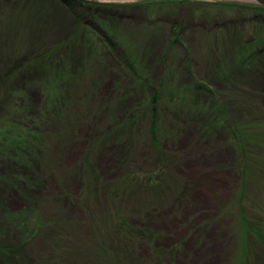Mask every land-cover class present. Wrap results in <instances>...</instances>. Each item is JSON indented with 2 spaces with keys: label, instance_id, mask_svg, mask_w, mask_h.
Returning <instances> with one entry per match:
<instances>
[{
  "label": "rangeland",
  "instance_id": "rangeland-1",
  "mask_svg": "<svg viewBox=\"0 0 264 264\" xmlns=\"http://www.w3.org/2000/svg\"><path fill=\"white\" fill-rule=\"evenodd\" d=\"M161 1L0 0V264H73L86 256L88 210L101 221L109 208L126 215L132 237L123 244L106 232L115 261L103 264H239L245 248L246 264L261 263L260 244L239 224L237 134L256 123L264 137V14L226 7L218 17L206 5L202 15L204 2L222 0ZM181 18L190 21L185 41L168 44L170 22ZM105 41L135 53L137 80L113 66L97 74ZM94 78L84 96L83 82ZM151 88L161 95L159 147ZM262 144L251 149L243 197L260 219ZM159 162L171 193L124 181L129 168L148 173ZM27 205L54 221L63 251L49 253L40 235L18 240L3 213Z\"/></svg>",
  "mask_w": 264,
  "mask_h": 264
},
{
  "label": "trees",
  "instance_id": "trees-1",
  "mask_svg": "<svg viewBox=\"0 0 264 264\" xmlns=\"http://www.w3.org/2000/svg\"><path fill=\"white\" fill-rule=\"evenodd\" d=\"M57 2H62L68 4L69 0H54ZM71 1V0H70ZM75 1V0H72ZM82 3H88L92 5H98V4H113L115 2H102V1H96V0H77ZM184 1H170V0H165L161 1L162 4H173V3H178L182 4ZM194 2V1H193ZM200 3V2H196ZM206 5H209V9L214 13H216L215 16L218 17H223V13L221 11L222 8H233V9H238L240 11L244 10H249L252 11L254 17H260L261 15L264 14V7L258 6V5H253V4H247V3H241V2H236V1H213L210 3H205L199 7L201 8L202 15H205L206 11L202 9H206ZM187 10H184V13ZM200 12V13H201ZM73 14L80 17L79 12H73ZM213 15V13H208L207 15ZM182 16V15H181ZM206 17V16H205ZM78 18V17H77ZM190 21L185 20V18H181L180 20L176 19L170 22V31L167 34L168 36V44H174L175 42H184L185 39L182 35V30L186 28V23ZM107 43V49L105 52L99 57V62L98 65L100 66L99 70L97 71V74L99 76L104 75L108 69L113 66L114 68L118 69L122 73H125L127 71L134 79L135 77H140V74H136L137 71H139V63L137 61V57L133 51H128L126 48L122 47L118 48L113 41H105ZM170 46V45H169ZM42 56V55H41ZM40 57V56H39ZM37 57V58H39ZM35 58V59H37ZM34 59V60H35ZM95 71V70H94ZM93 71V72H94ZM138 75V76H137ZM84 76V75H83ZM67 80V79H65ZM137 80V79H136ZM87 82V84H86ZM97 80L94 79H87L83 82L84 84V89L83 92L84 96H88L90 93V88H94L96 86ZM150 86V84H148ZM197 87L199 89H208V86L205 83H200L198 82ZM59 88L61 91H63L62 86L60 85ZM60 91V92H61ZM92 91V89H91ZM59 94L57 95V101H59ZM151 92V98H150V104L152 106L151 108V124H150V132L152 135V141L155 144L154 146L159 147L160 141H159V134L157 131V117H158V103L160 100V90L159 88L150 89ZM64 95V94H63ZM67 96V95H66ZM87 97H84L83 100L85 101ZM2 101V97L0 96V102ZM55 106V105H53ZM51 106L50 109H53L55 107ZM84 110L82 109V113L84 114ZM80 113V112H79ZM78 113V115H79ZM77 113H75L76 115ZM77 117H81L80 115ZM68 116L67 118H69ZM46 118V116H45ZM55 118V116H54ZM74 118L71 116L69 121H68V127L65 135L70 134V130L72 127V121ZM71 121V122H70ZM260 126V125H259ZM255 127H258L256 123L253 124H242L239 126V133L237 134L239 139H238V151L241 154V157L244 161L243 169H242V190L240 191L239 197H238V202H237V207H238V216H239V224L241 227V231L246 236H251L253 239H255L261 246L262 249V258H261V263L264 264V218L260 219L257 217H254L255 215L249 213L247 209L245 208V203L243 197L245 196V187L247 183V179L249 178V170L247 168V163L251 155V149L252 147H256L257 145H254L257 138H262L257 134H255ZM261 127V126H260ZM249 131V132H247ZM66 136V137H68ZM254 143V144H253ZM258 147V146H257ZM259 147H264V144ZM166 160V159H165ZM164 160V161H165ZM168 163V160L165 161V164ZM163 164L162 162H159L157 167H159L158 171H149L146 173V171H141L135 170L132 167L129 168L127 171L128 174L125 175L126 178L124 181L129 180V186H134V185H142V186H159L162 189H166L165 191H168L171 193V189H169V184L172 182L170 179L165 175L164 173L162 176L160 175V171H164V166L161 165ZM251 164V163H250ZM254 164V163H253ZM164 168V169H163ZM89 184V182H88ZM172 185V183H171ZM88 187V185H83V187ZM172 188V187H171ZM164 191V190H163ZM65 194H69V191H67V188L65 189ZM163 195L165 196L164 192ZM160 194V198H161ZM86 199V198H85ZM83 199L85 202L86 200ZM89 200V199H88ZM111 211L110 208L106 209V211L102 210L103 213V218L101 221L94 220L92 217V211L88 210V214L86 216V219H83V223L85 224V229L87 230V237H86V242L83 245V249L86 251V256H82L81 259L76 260L73 262V264H103L104 262H112L115 261L113 256H111V252H109L108 247L106 245L105 239H104V234L106 232H115L118 236L122 237L123 240L122 243L125 244L127 240H130L132 237V234L130 232L132 226L131 224H128V221L126 220V215L122 213L119 214L118 211ZM90 218H89V217ZM3 218L7 221V224L12 228L13 232L15 235L18 237V240L20 242H27L31 240L34 236H42L44 243H45V250H48L49 253L53 254L59 253L60 251H63V248L59 246V238L60 236L58 235L60 232L58 230H54L51 228H54V221H45L43 219L42 213L40 209L34 205H27L22 208L18 209H13L8 212L3 213ZM52 230L51 234L50 231ZM52 235V236H51ZM18 249V248H14ZM11 250V249H10ZM85 253V252H84ZM55 256V255H54ZM21 259H24L22 262L24 264H29L27 263L26 258L22 257ZM89 259V260H88ZM248 254L246 248L244 249V257L242 258V261L244 260V263L242 261L239 262V264H246L248 261ZM57 260V257L55 261ZM53 262V260L51 261ZM102 262V263H101ZM57 264H60L59 261H56Z\"/></svg>",
  "mask_w": 264,
  "mask_h": 264
},
{
  "label": "water",
  "instance_id": "water-1",
  "mask_svg": "<svg viewBox=\"0 0 264 264\" xmlns=\"http://www.w3.org/2000/svg\"><path fill=\"white\" fill-rule=\"evenodd\" d=\"M96 1H102V2H124V1H127V0H96ZM222 1H236V2L253 4V5H258V6L264 7V0H222Z\"/></svg>",
  "mask_w": 264,
  "mask_h": 264
}]
</instances>
